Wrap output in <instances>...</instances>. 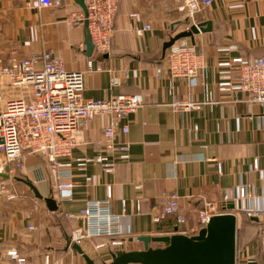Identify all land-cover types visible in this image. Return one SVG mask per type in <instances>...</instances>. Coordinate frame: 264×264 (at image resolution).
<instances>
[{"label":"crops","instance_id":"crops-1","mask_svg":"<svg viewBox=\"0 0 264 264\" xmlns=\"http://www.w3.org/2000/svg\"><path fill=\"white\" fill-rule=\"evenodd\" d=\"M183 2L119 0L111 49L102 56L95 49L88 54L85 26L64 21L69 13L83 11L76 0H63L52 8L40 7L37 0H0L4 57L16 51L40 60L49 52L68 69L80 71L92 62L95 67L101 65L102 71L86 74L84 98L146 96L145 105L121 121L129 128L125 136L129 150L111 153L117 160L115 173L105 172L98 163L79 165L81 159L98 155L103 129L112 117L101 115L85 122L79 143L64 159L72 164L70 200L58 198L46 158L25 154L21 167L13 164L7 169L0 153V168L6 170L0 174V188L5 181L8 192L17 194L14 200L0 195V264H9L10 250L24 256L26 264H46L47 256L50 264H86L69 246L73 233L83 226L76 215L88 201L107 199L109 186L112 212L123 215L126 234L120 238L121 245L111 244L107 237L86 241L83 249L99 264L112 261L118 249H143L140 236L171 235L177 229L190 234L207 201L222 206L225 197L236 196L241 185L252 196L263 194V107L248 101L245 92L237 91L233 97L232 89L219 84L235 77L221 62L239 56L264 58V0H219L197 14L196 24H212L208 31L183 38L207 62L195 85L169 76L163 51L171 36L194 24L186 17ZM135 24L151 28L139 34ZM113 78H119L120 84L113 85ZM176 101L198 102L200 107L181 111ZM31 186L44 198L56 199L58 209L51 211ZM172 194L182 197L186 223L178 225L175 217L156 223L153 216ZM185 196L192 197L189 203ZM230 203H236L239 225L248 202L231 201L227 206ZM237 240L236 264H264L263 251Z\"/></svg>","mask_w":264,"mask_h":264},{"label":"built area","instance_id":"built-area-1","mask_svg":"<svg viewBox=\"0 0 264 264\" xmlns=\"http://www.w3.org/2000/svg\"><path fill=\"white\" fill-rule=\"evenodd\" d=\"M87 13L74 11L64 21L69 25H83L88 30L94 49L99 55L110 52L114 36L119 0H84ZM219 0H184L182 9L186 17L195 23L197 14L206 10ZM40 7H59L63 0H37ZM137 17V13L132 15ZM191 26L186 28V31ZM149 24L134 29L141 34L150 29ZM176 41L165 52L166 71L175 79H187L191 85L197 83L199 73L207 68L205 58L184 39ZM40 62V63H39ZM234 71L235 77L220 82L219 86L232 89L233 97L237 91L245 92L248 101L263 107L264 114V58L233 57L220 63ZM102 71L101 65L89 63L86 71L70 70L61 59L54 58L44 52L40 60L26 57L12 51L8 57L0 53V153L4 157V167L13 164L22 166L25 154L43 156L49 164L52 178L57 188L59 199H72L73 183L72 164L64 162L69 158L79 143L85 122L101 115L111 116L110 123L103 129V144L97 149L98 155L81 159L80 166L98 163L107 173H115L117 160L111 153L127 152L129 142L125 136L129 133L127 125L121 121L143 107L146 102L144 94L118 95L109 99L84 98L85 78L88 72ZM158 69V73H161ZM112 84H120L119 78H113ZM177 109L188 111L200 107L198 102H175ZM0 168V174L6 170ZM92 178L88 177V181ZM3 181L0 195L9 200L17 198V194L8 192ZM181 198L177 194L169 195L161 212L153 216L156 223L175 217L178 225L187 221L181 212ZM191 196L183 199L189 203ZM245 200L248 205L246 214L257 218L264 224V192L260 197L249 194L246 185H241L233 198L225 197L220 206L216 201H207L197 217V227L190 234L195 235L216 215L235 212L227 203ZM112 189L108 187V198L90 200L76 215L83 221L82 228L72 235L71 243L82 248L86 241L93 238L107 237L111 244L121 245L120 239L126 234L123 215H116L111 209ZM236 205V203H235ZM237 214V213H236ZM261 249L264 252V225L262 226ZM85 251V250H84ZM9 264H26L27 260L17 250L7 252ZM1 262V261H0ZM46 264H50L47 256Z\"/></svg>","mask_w":264,"mask_h":264},{"label":"water","instance_id":"water-1","mask_svg":"<svg viewBox=\"0 0 264 264\" xmlns=\"http://www.w3.org/2000/svg\"><path fill=\"white\" fill-rule=\"evenodd\" d=\"M85 13L87 6L84 0H76ZM211 22L198 26L192 25L188 31H180L171 36L163 45L164 53L176 41L191 37L201 31H208ZM207 26V27H205ZM88 33V54L94 50L93 42ZM7 175V174H6ZM36 197L43 199L51 211H56L58 202L53 197L44 198L36 187L31 186ZM229 209H235V204L230 203ZM258 221L257 218H253ZM238 215L234 212L213 216L207 226L198 234L187 235L178 229L171 235L140 236L137 239L143 243L140 250H120L112 254V261L102 264H236ZM157 244L154 246L153 244ZM69 246L83 256L86 264H98L84 249L69 241Z\"/></svg>","mask_w":264,"mask_h":264},{"label":"rangeland","instance_id":"rangeland-1","mask_svg":"<svg viewBox=\"0 0 264 264\" xmlns=\"http://www.w3.org/2000/svg\"><path fill=\"white\" fill-rule=\"evenodd\" d=\"M248 217L249 216L245 213L239 221L237 232L239 244L244 246L247 242H250L252 245H255L258 249H260V236L262 233V226L264 224L255 223Z\"/></svg>","mask_w":264,"mask_h":264},{"label":"trees","instance_id":"trees-1","mask_svg":"<svg viewBox=\"0 0 264 264\" xmlns=\"http://www.w3.org/2000/svg\"><path fill=\"white\" fill-rule=\"evenodd\" d=\"M249 219H251L252 221H254L255 223H259V224H261V222H259V220L258 221H256V220H254V219H252L251 217H248ZM261 237H262V233H261V236H260V242H261ZM260 244V243H259ZM154 246H156L157 244H153ZM260 250L262 251V249H261V245H260ZM117 251H120V249H118ZM116 251V252H117ZM97 263V262H96ZM99 264V263H98ZM100 264H102V263H100Z\"/></svg>","mask_w":264,"mask_h":264}]
</instances>
